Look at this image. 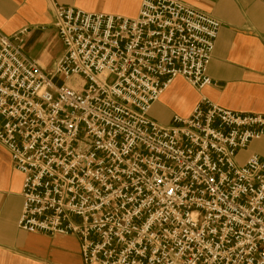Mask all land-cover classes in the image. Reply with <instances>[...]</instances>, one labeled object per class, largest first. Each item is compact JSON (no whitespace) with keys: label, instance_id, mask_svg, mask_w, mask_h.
I'll return each instance as SVG.
<instances>
[{"label":"built area","instance_id":"built-area-1","mask_svg":"<svg viewBox=\"0 0 264 264\" xmlns=\"http://www.w3.org/2000/svg\"><path fill=\"white\" fill-rule=\"evenodd\" d=\"M63 52L49 73L0 33V145L23 177L16 226L74 237L82 264H264V115L200 98L152 121L181 77L196 91L221 24L175 0L134 19L49 0ZM59 83V84H58Z\"/></svg>","mask_w":264,"mask_h":264},{"label":"crops","instance_id":"crops-1","mask_svg":"<svg viewBox=\"0 0 264 264\" xmlns=\"http://www.w3.org/2000/svg\"><path fill=\"white\" fill-rule=\"evenodd\" d=\"M87 14L134 19L141 0H53ZM205 13L221 27L208 76L212 85L196 91L175 78L155 102L149 118L169 126L173 116L187 118L200 98L234 113L264 115V0H175ZM49 0H0V33L10 37L26 30L21 52L49 73L63 47L52 25ZM264 160V139L239 153ZM23 177L0 145V264H82L74 237L30 234L18 230Z\"/></svg>","mask_w":264,"mask_h":264},{"label":"rangeland","instance_id":"rangeland-1","mask_svg":"<svg viewBox=\"0 0 264 264\" xmlns=\"http://www.w3.org/2000/svg\"><path fill=\"white\" fill-rule=\"evenodd\" d=\"M59 84V83H58Z\"/></svg>","mask_w":264,"mask_h":264}]
</instances>
